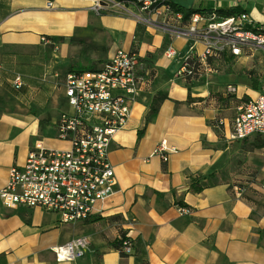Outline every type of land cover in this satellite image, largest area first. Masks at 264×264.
<instances>
[{"label":"crops","instance_id":"obj_1","mask_svg":"<svg viewBox=\"0 0 264 264\" xmlns=\"http://www.w3.org/2000/svg\"><path fill=\"white\" fill-rule=\"evenodd\" d=\"M124 1L108 0L99 16L90 11L91 0H55L51 7L46 0H0V189L10 167L22 165L36 142L68 146L54 129L67 107L55 75L62 80L69 72L71 46L98 38L105 63L117 49L136 45L156 73L152 90L132 105L111 143L115 193L95 205L88 221L67 225L55 214L7 209L0 200V264H264V165L238 174L241 142L227 139L236 108L258 94L243 68L253 61L257 68L264 57L224 54L212 64L215 74L187 86L174 73L192 41L173 40L177 56L165 61L167 38L145 30ZM167 1L222 18L238 9L264 28V0ZM42 37L56 40L58 50L42 44ZM194 47L202 53L200 44ZM17 75L24 82L20 90L12 86ZM228 85L238 88L236 96L225 94ZM157 95L166 98L145 125ZM162 140L174 150L165 163L154 155ZM195 178L202 187L197 194L189 190ZM235 184L246 188L240 198L232 192ZM178 203L191 213H180ZM125 234L133 240L129 256L116 247ZM78 237L89 243L84 256L56 262L52 249Z\"/></svg>","mask_w":264,"mask_h":264},{"label":"built area","instance_id":"obj_2","mask_svg":"<svg viewBox=\"0 0 264 264\" xmlns=\"http://www.w3.org/2000/svg\"><path fill=\"white\" fill-rule=\"evenodd\" d=\"M54 1L46 0L47 6L51 7ZM107 1L91 0L90 11L101 14L107 9ZM125 2L128 1L124 5ZM164 2L131 3L141 14L137 20L145 30L153 29L167 38L162 53L165 61L172 62L177 56L173 40L192 41L190 53L174 73L175 79L184 84L202 83L215 74L217 70L212 64L224 54L239 58L247 53L264 52V28L256 26L248 14L222 18L215 12H196L184 20L182 13H175ZM133 41L136 42L135 37ZM41 42L58 50L59 44L47 37H42ZM196 44L203 48L199 55L195 53ZM55 79L56 87L63 89L67 107L55 121L54 129L57 139L68 146L54 149L36 142L22 165L10 167L6 185L0 189V200L7 209L37 208L55 214L60 224L67 225L88 221L95 205L115 193L117 182L108 160L111 143L126 125L132 105L152 90L156 73L134 45L127 50L117 49L96 70L68 72L62 80L59 75ZM12 86L15 90L23 88V78L15 76ZM259 89L255 97L236 108L228 141H244L255 135L264 137V85ZM237 93L234 85L225 88L227 95ZM172 152L162 140L154 155L165 163ZM231 189L240 198L246 188L235 184ZM178 210L182 214L191 213L186 207ZM120 242L119 253L131 255V237L125 234ZM88 244L85 237H78L54 247L52 252L56 262H73L84 256Z\"/></svg>","mask_w":264,"mask_h":264},{"label":"rangeland","instance_id":"obj_3","mask_svg":"<svg viewBox=\"0 0 264 264\" xmlns=\"http://www.w3.org/2000/svg\"><path fill=\"white\" fill-rule=\"evenodd\" d=\"M125 6L130 7L131 12L135 14V19L137 20V16L139 14L138 9L131 3L125 2ZM99 16H102V14ZM113 19V18H109ZM97 42H92L88 39L85 42L78 43L77 48L72 47V51L69 58L68 67L65 69L67 72H79L80 70H96L101 67L106 57H104V46L101 44L99 39H96ZM103 41H105L103 39ZM251 56L252 60H254V56H262L264 57L263 51H256L254 53H247V55L242 56L243 58ZM264 61V59H263ZM253 66H245L243 68V72L248 76V83L250 89L255 93L259 92L260 86L264 85V63H257V68L254 67L255 61H253ZM259 66V67H258ZM263 141V136H251L244 141H240V159L238 174H242L246 168L249 170L250 167L256 165H264V148H257L256 144L259 141ZM246 171V172H248Z\"/></svg>","mask_w":264,"mask_h":264},{"label":"trees","instance_id":"obj_4","mask_svg":"<svg viewBox=\"0 0 264 264\" xmlns=\"http://www.w3.org/2000/svg\"><path fill=\"white\" fill-rule=\"evenodd\" d=\"M127 1L128 2H135L136 0H127ZM164 3L168 6H170L174 10L175 13H182L184 20H188L191 14H194L196 12H202V11L194 10V9H184V8H182L178 5H175L172 2H169L167 0H165ZM241 13H244V12H242L241 10H238V9H234V10H231L229 13H226V16H236V15H239ZM141 31H142V27L138 25L136 33L138 34ZM49 39L58 44V42L56 40H54L53 38H49ZM62 40L63 39L61 38L58 41H62ZM70 42H73V38L70 39ZM82 71H87V70H80L79 72H82ZM186 85L191 86L190 83H187ZM165 98H166V96H164V95H157L153 98V100L149 106L148 115L146 116V119H145V125L150 123V121L156 115L160 104L162 103V101H164ZM256 147L257 148H264V140L259 141V143L256 144ZM189 190L194 194L200 193L202 191V187L199 184V179L195 178V179L191 180ZM177 205H178V207H185L182 203H178ZM116 247H117L118 251L120 252V244L117 245Z\"/></svg>","mask_w":264,"mask_h":264}]
</instances>
